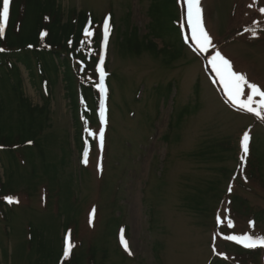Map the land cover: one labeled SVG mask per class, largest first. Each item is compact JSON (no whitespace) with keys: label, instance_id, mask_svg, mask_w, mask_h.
I'll use <instances>...</instances> for the list:
<instances>
[{"label":"rangeland","instance_id":"obj_1","mask_svg":"<svg viewBox=\"0 0 264 264\" xmlns=\"http://www.w3.org/2000/svg\"><path fill=\"white\" fill-rule=\"evenodd\" d=\"M58 2L64 22H75L82 12L101 21L102 44L108 19L103 60L110 94L107 123L96 128L94 151L86 157L85 144L81 149L75 139L62 75L49 96L46 84L38 77L31 81L21 67L25 97L34 106L50 99L48 116L39 117L32 129L45 161L35 149H9L0 142V201L5 206L0 210V264H58L61 246L67 249L74 236L71 253H82L83 264L91 263L84 255L91 247L99 259L108 252V264H264V248L227 239L264 237V120L228 100L209 63L219 52L234 71L264 90V0H201L212 45L200 52L189 36L174 61L165 54L134 53L122 42L131 32L147 33L152 0ZM178 5L179 22L188 25L187 5L183 0ZM186 31L191 34L188 26L182 37ZM8 84L1 71L0 102L6 109L1 123L11 120L9 137V132L19 134L20 118L9 106ZM248 94L245 87L241 99ZM103 115L99 111L97 118L104 122ZM245 132L250 142L242 161L237 147ZM223 141L231 144L229 151L218 146ZM16 151L18 165H11L9 156ZM7 197L19 203L9 204ZM40 240L45 247L38 252ZM249 250H258L253 261L241 253Z\"/></svg>","mask_w":264,"mask_h":264},{"label":"trees","instance_id":"obj_2","mask_svg":"<svg viewBox=\"0 0 264 264\" xmlns=\"http://www.w3.org/2000/svg\"><path fill=\"white\" fill-rule=\"evenodd\" d=\"M178 1L181 0H152L147 12L150 18L146 27L147 33L140 35L139 32H131L129 37L122 38V42L134 53L155 52L167 55L172 61L179 59L183 53L184 40L181 31L182 28L185 29V25L183 22H179ZM0 5H2V0H0ZM60 7L58 0H13L10 6L9 24L3 36L0 37V72L2 71L9 82V100L11 101L9 106H15V114L20 118L18 122L20 127H16L19 129V134L13 136L9 132L8 137L6 130L11 127V120L9 119V124L1 123L6 109L0 102V142L9 145V149H13L12 147L23 149V151L35 149L36 155L42 163L45 161L44 148L39 142L38 134H35L32 129L33 123L39 117L48 116V101L50 99L44 98L46 100L44 106H34L25 97L21 67L28 72L31 81L35 82L38 77L40 83L46 84L45 90L49 96H52L53 81H57L62 75L64 89L70 102L75 139L81 149L85 142H88L91 151H94L95 139H97L96 128L101 126L97 118L100 92L97 89L98 77L95 73H97V67L101 62V47L103 46L100 26H102V22L98 23L93 15L83 12L79 13L75 22L70 21L69 18L64 22V12ZM181 14L183 17V11ZM87 21H91L92 24L88 30L93 33L91 36L86 35L85 32L84 26ZM96 26L99 27V30ZM43 33H47V35H42ZM158 40L162 42V48H159L156 42ZM75 77L78 78V83ZM186 113L184 110L179 115V120H182ZM10 115L11 111H9ZM86 128L95 131L94 139L84 138ZM218 146L229 151L231 144L223 141ZM18 151L9 156L11 165L17 164L18 157L21 155L17 153ZM237 151L238 155H242L240 147H237ZM22 156L26 157L25 154ZM237 158L239 157L237 156ZM84 165L82 167L85 171L88 167ZM250 166L253 172L258 171L256 161H253ZM34 173L32 176H35ZM4 207V202L0 201V210L3 211ZM235 210L237 214H240L241 211ZM258 214L256 215L258 216ZM253 219L256 220L254 217ZM65 229L67 232L72 230L74 235V230L68 228V225ZM74 237L75 246L76 239L74 240ZM32 239L33 236L30 240ZM44 247L45 243L40 240L36 251L41 252ZM65 248V245L61 246L57 258L58 264L84 263L85 256L82 257V253L81 256L78 253L65 256L67 251ZM257 251L249 250L241 253L248 256L249 261H253ZM87 254L91 258L90 264H108V252L99 259L96 250L91 247L87 252H84V255ZM71 260L72 263H69Z\"/></svg>","mask_w":264,"mask_h":264},{"label":"snow or ice","instance_id":"obj_3","mask_svg":"<svg viewBox=\"0 0 264 264\" xmlns=\"http://www.w3.org/2000/svg\"><path fill=\"white\" fill-rule=\"evenodd\" d=\"M184 2L187 5L186 20L191 30V39L194 41L200 52L206 53L209 50V47L212 45V41L203 24V10L201 7V0H184ZM12 3L13 0H2V5H0V37L3 36L5 29L9 24L10 6ZM261 11L264 12V9H261ZM109 33L110 24L108 23V19H106L104 24L105 48L107 47V38ZM92 34L93 33L91 31H86V35L88 36H91ZM42 35H47V33H43ZM209 63L213 71L219 77L228 100L241 110L252 113L261 120H264V90H262L258 85L251 83L245 74L234 71L231 62L224 58L219 52H216ZM99 72L101 77L100 90L105 94V98H107V88L104 87V77L106 76V73L103 67V60L100 62ZM245 87L249 90L250 94L247 95L246 99H241V97L244 95ZM255 97H259V100H254ZM254 103L257 104L258 107H253ZM105 123H107L106 119ZM90 135L96 134L90 133ZM98 137L102 147L104 142V133L100 132ZM249 142L250 135L248 132H245L241 138L242 161L247 158ZM83 162L87 163V159H85ZM229 190H231V188ZM5 199L9 204L19 203V201L13 197H7ZM94 214L95 210L93 209L92 215L94 216ZM227 223L229 227L234 226L230 222ZM121 239L125 250L129 251V254H131L128 241L123 238V235L121 236ZM227 239L234 240L236 243L241 244L243 247L249 249H254L257 247L264 248V237H253L252 235L245 234L242 236H229ZM73 246V243L69 240L65 256H68L71 253Z\"/></svg>","mask_w":264,"mask_h":264}]
</instances>
